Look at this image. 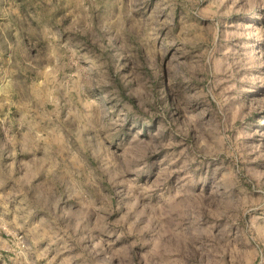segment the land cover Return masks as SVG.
<instances>
[{"label":"rangeland","instance_id":"obj_1","mask_svg":"<svg viewBox=\"0 0 264 264\" xmlns=\"http://www.w3.org/2000/svg\"><path fill=\"white\" fill-rule=\"evenodd\" d=\"M0 264H264V0H0Z\"/></svg>","mask_w":264,"mask_h":264}]
</instances>
